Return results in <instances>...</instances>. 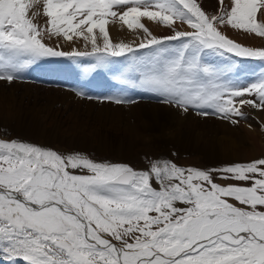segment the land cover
Masks as SVG:
<instances>
[{"label": "snow or ice", "instance_id": "obj_1", "mask_svg": "<svg viewBox=\"0 0 264 264\" xmlns=\"http://www.w3.org/2000/svg\"><path fill=\"white\" fill-rule=\"evenodd\" d=\"M219 5L209 14L199 0H0V80L42 58L94 56V71L131 54L123 83L185 113L238 123L241 107L264 109V73L243 86L234 58L264 61V48L221 28L264 37V0ZM145 18L172 34L153 35ZM117 20L142 31L138 44L113 43L108 25ZM45 36L82 39L91 51H64ZM0 264H264V158L210 170L165 160L137 171L0 139Z\"/></svg>", "mask_w": 264, "mask_h": 264}, {"label": "rangeland", "instance_id": "obj_2", "mask_svg": "<svg viewBox=\"0 0 264 264\" xmlns=\"http://www.w3.org/2000/svg\"><path fill=\"white\" fill-rule=\"evenodd\" d=\"M206 1L199 0L207 13L215 14L220 7L219 0H213L211 4H207ZM34 22H36L35 19ZM142 22L153 35L167 36L172 34L170 29L165 26L159 24V28L155 30L147 19H143ZM176 27L180 30H189L186 25L179 23ZM108 31L113 43L123 41L125 43L138 44L140 42L138 37L143 35L142 31H130L129 38L119 39L113 33H110L109 26ZM221 31L243 46L264 48V37L245 33L242 30H235L231 27L229 31L225 29H221ZM61 39L63 38L61 37ZM62 41L63 43L58 44L64 51H71L73 48L80 51H91V46L89 45L86 49L82 39L72 45H68V42L64 39ZM98 43H102L99 37ZM56 45L52 46L55 47ZM139 53L143 56L149 54L147 49H141ZM110 61L93 71L89 70V65L95 63L94 56L42 58L27 67L18 74V78L11 82L0 80V119L3 114L10 115L12 113L11 116L14 115L17 119H29L30 115L28 113L30 112L36 114H33L36 118L35 122L37 125L42 126L44 130L43 133L40 131L35 136H29L24 131H13L1 124L0 139L31 143L64 155L80 153L87 155L96 162L127 164L137 171L147 170L151 163L165 160L185 169L210 170L264 158L263 149L260 150L251 146V134L264 141V120L258 114V109L249 105L241 107V111L244 113L243 117H233V119L238 120V123L235 124L227 119H221L215 114L198 115L197 110L191 108L186 113L187 115L196 114L203 120L227 121L238 135V142L241 146L249 149L248 152L250 153H248L249 156L246 155L249 157L247 159L240 157L232 148L228 150V153L226 152L228 156L223 155L225 159L217 161L204 160L203 155L199 154L198 151L195 152L192 148L179 149L173 145L168 146L166 144H159V148L154 150L141 151L139 144L153 140L161 132L153 131L152 126L149 130H143L139 122L150 121L148 117L136 120L132 113L129 117H124L121 109L128 111L131 107V110H136V105L140 103L157 104L165 108L174 106L161 103L159 98L153 94L139 88H132L129 84L122 82L121 74L127 72L131 62V54L110 58ZM109 71L112 73L111 76ZM233 71V79L241 85L247 86L264 73V61L250 58H234ZM63 91L68 92L71 97H61L60 93ZM78 92H83L84 95H78ZM113 96L128 97L134 100L135 103L118 105L106 99ZM246 98L255 99V97ZM71 99L79 102L87 101L91 105L85 106V104H79ZM99 106L101 108L105 106L103 109L107 111L106 117L99 115L97 111ZM120 110L121 114H118ZM207 111L211 113L210 109ZM20 113L22 114L20 115ZM163 120L166 123V120L169 119ZM192 123L194 124V122ZM193 124H187L186 130H190ZM168 128L172 129L173 124L167 123L165 130H168ZM201 130L203 131L202 128L193 131L195 132V141L198 144L203 142L201 141L204 140L203 138H208V135L202 136ZM45 131H47V136L44 135ZM174 133L177 134L178 132L174 131ZM168 135L170 136L171 133ZM227 137L228 142H231V136ZM129 142L133 144L131 149L128 148ZM217 149L220 151V147ZM218 182L223 183L222 181ZM154 186L159 187L155 183Z\"/></svg>", "mask_w": 264, "mask_h": 264}, {"label": "bare ground", "instance_id": "obj_3", "mask_svg": "<svg viewBox=\"0 0 264 264\" xmlns=\"http://www.w3.org/2000/svg\"><path fill=\"white\" fill-rule=\"evenodd\" d=\"M212 2H213V0H207L206 1L207 4H211ZM35 10L36 9H34V11ZM45 20H46V17H43L42 15H38L35 17V21L39 24H44ZM148 21L151 22V24H150L151 26L152 25L154 26L153 29L157 30L159 28L158 23H154L150 20H148ZM108 26L110 29V33H113V35H115L117 38H119V39L129 38V35H130L129 32L130 31L127 29L126 26L122 25L118 20L113 22V23H110ZM221 29H223V30L225 29V30L229 31L230 27L225 26V27H222ZM62 40L63 39H61V37H52V38H49L48 36L44 37V42L46 44L51 45V46L52 45L54 46L58 43L60 44L61 42L63 43ZM80 40L81 39H77L74 37L73 41H71V42L67 41V42H68V45H72V44L77 43V41H80ZM111 67L113 68V66H111ZM110 72L111 71H109V74L111 76L112 73H110ZM56 94H58V93H56ZM60 96L61 97L64 96V98L65 97H71V95H69L68 92H64V91L62 93H60ZM71 100H74V99H71ZM74 101L78 102L79 104L83 103V104H85V106L91 105L87 101H85V102H81V101L79 102L77 100H74ZM136 107H137L136 110H131L132 108L130 107V110H128V111L124 110L125 112L123 111V109H121L122 114L124 115V117L125 116L129 117V115H131V113H132V115H134L133 117H135L136 120H142L141 119L142 117H145V118L148 117L150 121L139 122V123H141L143 130L144 129H145V131H146V129L149 130L152 126L153 131L156 130V131L161 132L157 136H155L154 139L151 137L153 140H150L149 142L145 141V142H142L141 144H139L141 146V151H143V152L154 150L155 148H159V146H158L159 144H163V145L166 144L168 146L173 145V146H175V148L177 147L179 149L192 148L195 152L198 151L199 154H202L204 157L203 159L207 160V161H217L219 159L220 160L225 159L223 155L224 154L227 155L228 150L230 148H232L234 150V152L236 154H238L240 157H242L243 159L249 158V157H247V156H249L248 153H250V152H248L249 149L243 148L241 146V144L238 142V135L236 134V132L233 130V128L230 126V124L227 121L203 120L196 114L192 113V115L191 114L187 115L185 112L180 111L178 108L170 107V106L165 108V107H160L157 104H150V103L149 104L148 103L141 104L140 103V104L136 105ZM103 108H105V106ZM103 108H101L99 106L97 111L99 112L100 116L106 117L107 111H106V109H103ZM121 110L118 112V114L121 112ZM24 112H27V111H24ZM257 112L262 117V119L264 120V109H262V110L258 109ZM12 114H10V115L9 114H6V115L3 114V116L0 119V126L2 124L3 126L8 127L10 129H12L13 131H19V130L24 131L29 136H35L36 134H38L37 132H40V131L42 133L44 132V130L42 129V126L37 125L35 122L36 118L34 117V115H36V114L29 112L28 113V115H30L29 119H27V118L17 119V118H15L14 115L11 116ZM21 114L22 113H20V115ZM14 119H15V121H13ZM163 119H165V120L169 119V120H166L167 122L165 123ZM16 120H17V122H16ZM192 122H194V124ZM167 123L173 124V128L172 129L168 128V130L167 129L165 130V125ZM187 124H193V127L190 130H186ZM138 125H137V127H138ZM201 128L203 129V131L201 130L202 136L208 135V138L207 139L203 138L204 140H201L203 142L198 144L195 141L196 137L194 135L195 132H193V131L195 129L197 130V129H201ZM166 131H168V132H166ZM174 131H177L178 133L175 134ZM46 132L47 131H45L44 135H46ZM140 132H141V128H140ZM170 133H171V135L169 136L168 134H170ZM139 134H141V133H139ZM227 136H231V138H232L231 142L230 141L228 142ZM151 138H149V139H151ZM251 138H252L251 139V143H252L251 146H254L255 148H258L260 150H262V149L264 150V141L263 140L258 139L256 136H254L252 134H251ZM132 146H133L132 142H129L128 148L131 149ZM218 147H220V151H219V149H217Z\"/></svg>", "mask_w": 264, "mask_h": 264}]
</instances>
